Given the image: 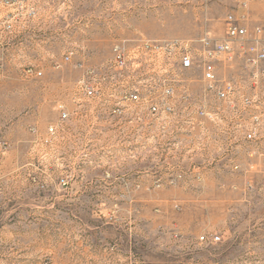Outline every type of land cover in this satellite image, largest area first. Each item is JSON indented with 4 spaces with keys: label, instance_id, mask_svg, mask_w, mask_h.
I'll return each instance as SVG.
<instances>
[{
    "label": "rangeland",
    "instance_id": "374dc122",
    "mask_svg": "<svg viewBox=\"0 0 264 264\" xmlns=\"http://www.w3.org/2000/svg\"><path fill=\"white\" fill-rule=\"evenodd\" d=\"M250 6L249 29L264 23V2ZM226 12L223 0L41 1L0 77V264H103L105 248L110 264H264L263 154L232 152L229 128L153 125L141 105L111 117L103 97L81 93L114 87L113 45L222 38ZM26 65L42 75L23 77ZM185 75L188 102L205 103L200 69ZM179 95L168 119L186 118ZM193 163L204 168L172 174Z\"/></svg>",
    "mask_w": 264,
    "mask_h": 264
},
{
    "label": "built area",
    "instance_id": "2783aa9c",
    "mask_svg": "<svg viewBox=\"0 0 264 264\" xmlns=\"http://www.w3.org/2000/svg\"><path fill=\"white\" fill-rule=\"evenodd\" d=\"M41 1L0 0V77L5 53L18 34L32 28L40 12ZM259 1L264 2L223 0L227 12L222 38L203 36L197 40L166 42L139 40L128 49L113 45L110 68L114 87H108L103 94L82 83V96L89 99L103 97L111 117L121 118L131 105H141L153 117V125L193 127L207 121L219 128L226 127L231 131L227 139L231 140L232 152L243 144L250 154L258 151L264 155V23L251 29L244 23L250 5ZM64 59L68 60L69 55ZM219 66L231 70L221 76ZM193 68L200 69L198 79L207 103L188 102L190 93L185 86L188 79L185 70ZM21 75L38 78L42 70L26 65L21 69ZM177 94H180L179 99L187 110L184 120L168 119L177 115ZM76 98L80 99L79 96ZM56 107L59 121H66L69 118L67 109L63 104ZM47 134L56 136V125L50 124ZM230 163L233 172H240L235 159ZM203 168L193 163L188 168L173 169L172 174H195ZM104 173L111 172L106 170ZM166 184L176 185L177 181L170 179ZM247 185L252 187L249 182ZM199 240L212 245L219 243L221 236L205 233L199 236Z\"/></svg>",
    "mask_w": 264,
    "mask_h": 264
},
{
    "label": "crops",
    "instance_id": "0c3cea01",
    "mask_svg": "<svg viewBox=\"0 0 264 264\" xmlns=\"http://www.w3.org/2000/svg\"><path fill=\"white\" fill-rule=\"evenodd\" d=\"M255 8H256V10H257V6H255ZM255 8H254V10H253V6L251 7L250 6V8H249V13H248V16L249 15H253V11H255ZM258 12V11H257ZM256 12V13H257ZM260 13V12H259ZM261 186L262 187H264V185L263 184H261ZM253 252L250 250V248H248V254L249 255H251ZM102 256H103V264H110V262H106V258L108 257V259L109 258H111V252H107L106 251V248L103 250V254H102Z\"/></svg>",
    "mask_w": 264,
    "mask_h": 264
}]
</instances>
